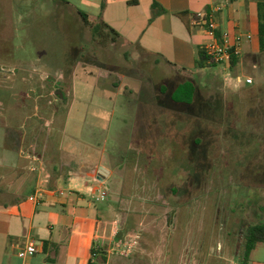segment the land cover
<instances>
[{
	"label": "crops",
	"instance_id": "obj_1",
	"mask_svg": "<svg viewBox=\"0 0 264 264\" xmlns=\"http://www.w3.org/2000/svg\"><path fill=\"white\" fill-rule=\"evenodd\" d=\"M45 1L65 22L70 17L88 28L82 13L90 23H103L110 38L131 48L136 58L162 65L178 77L203 73L194 62L197 50L210 42L202 27L186 28L178 14L185 13L190 23L194 14L212 12L216 30L238 48L239 60L243 45L257 38L258 0H0V264H89L94 249L105 251L106 264H182L184 228L203 220L197 264H215L212 259L228 263L224 256L231 259L229 264H239L242 240L232 232L226 246L216 239L210 223L217 212L214 204L208 207V197L170 200L157 192L165 182L142 180L137 183L149 191L146 204L127 198V206L120 208L119 190L126 176L103 165L106 156L98 142H80L68 135L64 120L71 103L61 114L53 104L52 95L64 85L69 91L71 83L50 56L48 43L37 36L43 23L48 28L53 16L58 18L45 8ZM96 161L100 164L91 171L89 165ZM78 164L88 165L80 171ZM111 180L113 192L118 191L112 197ZM99 189L106 193L103 202L95 201ZM110 199L109 208L100 207ZM133 205H146L147 211L133 210ZM134 233L140 240L128 258L111 251L116 240ZM30 240L38 252L19 258ZM263 244L255 247L249 264H264Z\"/></svg>",
	"mask_w": 264,
	"mask_h": 264
},
{
	"label": "rangeland",
	"instance_id": "obj_2",
	"mask_svg": "<svg viewBox=\"0 0 264 264\" xmlns=\"http://www.w3.org/2000/svg\"><path fill=\"white\" fill-rule=\"evenodd\" d=\"M43 5L58 18L53 16L48 28L43 23L37 36L48 43L50 56L71 83L69 91L65 85L61 86L65 91L58 90L62 99L57 98V91L52 95L53 104L61 114L71 103L64 120L68 135L80 142H98L106 156L103 165L126 176L119 190L120 208L127 206V198L146 204L149 191L137 181L153 180L165 182L157 192L170 200L210 198L208 207L214 204L217 212L210 227L224 246L231 232L242 240V229L264 223V52L258 50L255 37L243 45L234 68L218 66L178 77L162 65L136 58L131 48L104 36L106 31L102 35L90 27L84 29L70 17L65 22L48 1ZM247 78L251 84L245 83ZM187 81L196 90L192 102H174L172 96ZM99 164L89 165L91 171ZM86 165L78 164L77 169L83 171ZM113 183H108L111 197L118 193L113 192ZM109 201L100 207L109 208ZM145 206L131 208L145 212ZM205 225V220L186 224L181 236V241L185 239L182 264L198 263L195 250L203 243ZM232 259L237 261L235 256Z\"/></svg>",
	"mask_w": 264,
	"mask_h": 264
},
{
	"label": "trees",
	"instance_id": "obj_3",
	"mask_svg": "<svg viewBox=\"0 0 264 264\" xmlns=\"http://www.w3.org/2000/svg\"><path fill=\"white\" fill-rule=\"evenodd\" d=\"M209 13H206L205 20L207 21ZM83 23L85 26L90 27L94 30L95 33L100 32V34L104 35V28L106 27L103 23H90L87 15L79 13ZM186 14H178V17L183 21L186 28H189L191 25V21L185 17ZM188 16V14H187ZM192 19L198 20L197 15L194 14ZM191 19V20H192ZM257 42L258 49L261 52H264V0L257 1ZM204 27H207L206 25ZM108 29V28H107ZM110 31V30H109ZM112 31V30H111ZM110 31V32H111ZM113 33V32H111ZM109 33L105 32L104 36H108ZM110 35V34H109ZM215 37L217 40H220L221 34L219 31H215ZM112 42H115L114 39H110ZM238 57H233L230 62V68H234L238 64ZM216 64L205 52L203 48L197 50L196 59L194 62V68L196 70H206L213 67H218ZM192 81H187L179 85L177 91L175 92L172 99L176 103H186L190 104L194 95L196 94L194 86H192ZM58 98V97H57ZM264 243V223L258 222L254 224H250L246 226L245 229H242V253L239 258V264H249L250 255L254 251L255 247L258 244ZM93 260L89 262V264H106L105 251H101V249L93 250L92 252Z\"/></svg>",
	"mask_w": 264,
	"mask_h": 264
},
{
	"label": "built area",
	"instance_id": "obj_4",
	"mask_svg": "<svg viewBox=\"0 0 264 264\" xmlns=\"http://www.w3.org/2000/svg\"><path fill=\"white\" fill-rule=\"evenodd\" d=\"M228 3L230 0H223ZM220 8L217 9V11ZM206 13L197 14V19L191 20L192 26L202 27L207 35L210 37V42L204 45L203 49L207 55L219 66H223L224 69L230 68V62L233 57H239V50L235 45H230L226 40V34H223L220 40H217L215 37L216 25L213 22V13H209L207 21L205 20ZM207 27H204V26ZM250 36H246L247 40H250ZM237 84H241L242 80L240 77L235 78ZM246 84H251L252 81L250 78L245 80ZM106 199V193L101 192L98 197L95 198L96 202H103ZM31 201H34V198H30ZM140 236L138 234L128 237L126 239H118L114 243L111 251L117 252L121 257L128 258L134 249L137 246ZM96 250V249H94ZM38 252L37 245L34 240H30L24 249L18 253L19 258H27L35 255Z\"/></svg>",
	"mask_w": 264,
	"mask_h": 264
},
{
	"label": "water",
	"instance_id": "obj_5",
	"mask_svg": "<svg viewBox=\"0 0 264 264\" xmlns=\"http://www.w3.org/2000/svg\"><path fill=\"white\" fill-rule=\"evenodd\" d=\"M57 96H58L60 99L63 98V96H62V94H61L60 92H57Z\"/></svg>",
	"mask_w": 264,
	"mask_h": 264
}]
</instances>
